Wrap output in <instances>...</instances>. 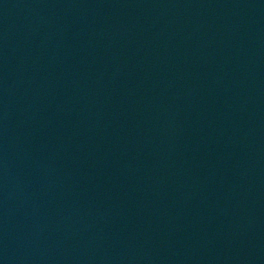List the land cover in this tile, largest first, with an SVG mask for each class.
Segmentation results:
<instances>
[{"label":"water","instance_id":"1","mask_svg":"<svg viewBox=\"0 0 264 264\" xmlns=\"http://www.w3.org/2000/svg\"><path fill=\"white\" fill-rule=\"evenodd\" d=\"M0 264H264V0H0Z\"/></svg>","mask_w":264,"mask_h":264}]
</instances>
